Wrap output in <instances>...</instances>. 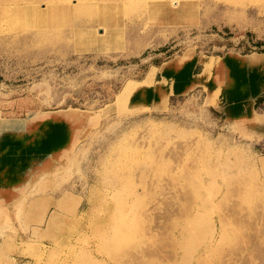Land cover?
<instances>
[{"label": "rangeland", "instance_id": "obj_1", "mask_svg": "<svg viewBox=\"0 0 264 264\" xmlns=\"http://www.w3.org/2000/svg\"><path fill=\"white\" fill-rule=\"evenodd\" d=\"M51 2L67 9L0 13V264H240L223 254L244 234L264 242V165L211 104L224 68L263 69L239 53L263 41L264 0ZM70 109L88 116L26 121ZM64 124L53 144L17 146L18 132ZM236 203L248 225L231 212L222 225Z\"/></svg>", "mask_w": 264, "mask_h": 264}, {"label": "crops", "instance_id": "obj_2", "mask_svg": "<svg viewBox=\"0 0 264 264\" xmlns=\"http://www.w3.org/2000/svg\"><path fill=\"white\" fill-rule=\"evenodd\" d=\"M262 40H263L262 42L257 44L260 45V47L255 46L254 47L255 49L250 52H246V53L235 52V53L244 54L248 56L257 55V58H260L259 60H261L263 63L262 64L263 69L259 67H249V66L246 69L224 68L225 70L229 69L231 71L230 77L232 80L231 83L227 85L229 89H227L225 91V94L223 95V97L225 98L223 102H221L218 105L211 104V107L221 114L222 118L227 123L230 124L232 129L237 127L243 130L248 141L251 142L256 147V149L262 156L263 165H264V87H263L264 81L261 85H259L260 87H263L262 90L255 92L264 72V38ZM156 67L159 68V66ZM198 67H200L199 72H202L203 65L198 64L194 69L195 73H199L198 71H196ZM158 72L159 71H157L156 77L158 75ZM218 72L214 73V75L217 74ZM238 75L240 76V78L237 79L236 76ZM176 77H180L179 84L182 81L181 76L174 75L171 78L173 87L177 86V84L176 85L173 84V80ZM212 78H211V85H212ZM212 87L214 86L212 85ZM197 88H203V87H197ZM193 90L194 89H191L187 93ZM230 90L235 91L234 93L235 97L234 99L229 100L226 97L229 94ZM242 92H245L246 95L242 96L241 95ZM187 93H170L169 97L172 95L181 96ZM151 96L155 98L157 97L154 91L152 92ZM65 125L66 124L51 130L37 128L35 130H24L18 132L17 134L18 136L16 137L20 138L19 141L21 143L19 142L17 146L20 148H22V146H29V145L36 147L37 146L46 147L48 144H53L54 143L53 141H55L57 137L59 136L61 137L62 128ZM0 131L3 133L4 129L0 127ZM25 133L27 136H23ZM41 139L47 141V143L46 144L40 143ZM3 188L4 187L2 186V180H0V192L2 191Z\"/></svg>", "mask_w": 264, "mask_h": 264}, {"label": "bare ground", "instance_id": "obj_3", "mask_svg": "<svg viewBox=\"0 0 264 264\" xmlns=\"http://www.w3.org/2000/svg\"><path fill=\"white\" fill-rule=\"evenodd\" d=\"M47 1L48 2H45L43 4L39 3L38 0H27L24 3H17V2L16 3H5V4L0 5V13L2 16H5L6 18L9 17L13 23L16 20H22V19H24L22 21H26V20L30 21L34 18H44L43 16L46 13H51L53 15L54 13H56L58 11L63 12L67 9L66 5H61V3L57 4L56 2L53 3V2H51L52 0H47ZM127 1H129V0H127ZM87 116H88V114H85L83 112H79L75 109H72V110L70 109V110H63V111L61 110L60 112H46V113L45 112H41V113L38 112V113H35L32 117L26 119V121L28 122L27 123L28 125H32L35 127L40 126V125L49 126V125L60 123L61 121L78 122L80 120L87 118ZM179 156L177 154V158L181 157V156L180 157ZM186 191H188V190H186ZM231 191H235L236 193H238V190H236L235 188H233ZM187 198H191V197H187ZM69 201H70L69 198H65L63 200L62 204H64V205L68 204ZM168 201H170V200H168ZM191 202H193V201H190V203ZM170 204H172V203L170 202L169 205ZM188 208L189 207H186L183 212H178V210H175V211H177L179 215L184 216V215L189 213ZM229 212H231V215L233 216V218L231 220L232 223L236 221L237 225H239V224L248 225L249 221H247L246 219H241L242 217L241 218L238 217V215L240 214L239 213L240 210L238 208L237 203L234 204V207H231L228 212H225L224 214H222V218H219L218 221L222 225L229 223V221H230L228 218V215L230 214ZM184 228H185V230L188 229V231H189V230H191L192 227L189 226V228L188 227H184ZM224 230H226V229H224ZM226 232H228V231L226 230ZM213 235H214V233L211 235V237ZM222 236H223V234H222ZM252 237H253L252 235H248V234L242 235L240 237V242L238 243V245L234 248H229L228 250L225 249L227 251H225L226 254H223V255H225V256L237 255L238 260L240 261V264H252L253 261L257 258V259H259V261H260L259 263L261 264V262L264 261V242L258 241L259 244L257 242L254 243L251 240ZM193 247L195 248V246H193ZM159 252H161V250H156L157 255L159 254ZM221 262H222L221 264L227 263L225 260H222Z\"/></svg>", "mask_w": 264, "mask_h": 264}]
</instances>
